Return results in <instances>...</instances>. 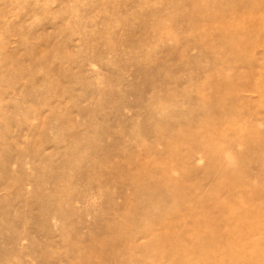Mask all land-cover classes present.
<instances>
[{"label":"rangeland","instance_id":"rangeland-1","mask_svg":"<svg viewBox=\"0 0 264 264\" xmlns=\"http://www.w3.org/2000/svg\"><path fill=\"white\" fill-rule=\"evenodd\" d=\"M0 264H264V0H0Z\"/></svg>","mask_w":264,"mask_h":264}]
</instances>
